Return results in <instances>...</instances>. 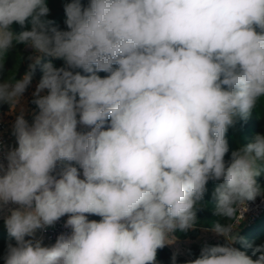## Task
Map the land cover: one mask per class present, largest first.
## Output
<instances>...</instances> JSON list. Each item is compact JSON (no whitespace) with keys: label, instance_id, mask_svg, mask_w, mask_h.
Wrapping results in <instances>:
<instances>
[{"label":"clouds","instance_id":"1","mask_svg":"<svg viewBox=\"0 0 264 264\" xmlns=\"http://www.w3.org/2000/svg\"><path fill=\"white\" fill-rule=\"evenodd\" d=\"M63 9L61 27L47 0H0V105L19 106L15 146L0 141L3 264H157L177 232L197 227L209 182L216 219L202 230L223 243L184 264H264V243L238 230L264 195V133L231 152L227 137L264 104V0H64ZM18 45L30 54L7 69ZM37 67L29 121L21 100ZM65 216L70 231L45 244Z\"/></svg>","mask_w":264,"mask_h":264},{"label":"trees","instance_id":"2","mask_svg":"<svg viewBox=\"0 0 264 264\" xmlns=\"http://www.w3.org/2000/svg\"><path fill=\"white\" fill-rule=\"evenodd\" d=\"M48 6L51 10L49 19L53 20L56 24L64 27L63 21L65 19V13L63 9L64 0H47ZM26 26L30 27V24L26 22ZM18 24L15 25V27ZM18 30V29H17ZM19 46V45H18ZM51 59V58H45ZM54 64H61L60 60L53 59ZM9 110L7 104L0 105V115L3 116V113ZM238 133L236 134L233 129H229L227 137L229 140L230 152L231 150L237 147V144H246L249 142L256 133H264V104L259 105V109L254 110L250 118L245 121H239L237 123ZM230 152L228 156H230ZM228 156L225 159H228ZM258 184L264 188V173H262L257 178ZM208 187H210V192L205 196V200L208 201V208L204 211L198 213V225L195 229L188 231V236L190 238L196 231L199 230V226L210 227L211 223L216 219L211 212V208L214 206V201L211 199V191L214 187L212 182H209ZM178 233V232H177ZM176 233V234H177ZM253 234V235H252ZM239 235L243 236L245 240L252 244H261L264 243V212L255 220L254 222L242 227L239 229ZM188 238V239H189ZM9 239L5 227H0V254L3 253L6 245V241ZM260 239L261 241H256ZM209 245H215L217 243H223L220 240L212 239L206 242ZM241 250L247 252L251 255V249L245 248L242 244L235 245ZM194 247V246H193ZM171 248L166 245L164 248L159 249L157 252V264H171ZM254 258V257H253ZM179 259H177L178 261ZM0 264H3V261L0 260Z\"/></svg>","mask_w":264,"mask_h":264},{"label":"rangeland","instance_id":"3","mask_svg":"<svg viewBox=\"0 0 264 264\" xmlns=\"http://www.w3.org/2000/svg\"><path fill=\"white\" fill-rule=\"evenodd\" d=\"M16 24L13 25V31L15 32H19L21 31V27L18 25L15 27ZM27 25V24H26ZM18 29V30H17ZM21 55L22 57H27L29 54H30V50H26L24 49V47L22 45H19L17 46L15 49L11 50L7 56V62H6V68L7 69H11L15 62H16V57L17 55ZM61 64L63 63L61 60H60ZM27 63L28 61L26 59L23 60V62L20 64V67L18 69V73H17V78H19L20 76L23 75V73L25 72L26 68H27ZM61 64H56L57 66H60ZM8 73L7 71L4 73V75L6 76ZM101 75H105L104 73H101ZM40 76H41V71L39 69V67H37V70H36V73H35V76L33 78V82H32V86L27 90V92L25 93L24 95V99L21 100V104L28 110L26 112V118L28 119L29 118V121H30V118H31V115H30V112L32 109L35 108V105L31 104L30 101L32 99V92L34 91L35 89V85L36 83L39 81L40 79ZM19 113V106H17V109L14 113H12L14 116H16L17 114ZM4 115H7V118L10 117V114L7 112H4L3 113V116ZM6 118V116H5ZM234 132L237 134L238 133V128L237 126L235 127V129H233ZM209 190H210V187H208ZM210 192V191H209ZM262 196V195H260ZM258 218V217H257ZM257 218H255L252 222H254L255 220H257ZM90 219H99V217H90ZM250 222V223H252ZM248 223V224H250ZM247 223H243L241 225V228L248 225ZM4 224H0V227H4L3 226ZM180 240H183V239H188L189 236H188V232L187 233H181V232H178L176 234ZM253 235V234H252ZM190 239H194V241L191 243V245L193 243L197 244L199 241H201L200 243H203L204 240H207L206 238H204L202 236V232L200 230L196 231L193 235L190 236ZM189 240V239H188ZM256 241H261L260 239H256ZM53 244V243H51ZM182 244V243H181ZM190 245V246H191ZM199 245V243L197 244ZM172 252L175 250V249H181V246L182 245H179V242H176L175 244H172V245H168ZM190 246H187L186 249H185V252L183 254H180L179 256H183V257H178L177 259H179L177 261V264H184V261L186 260H189V259H195L196 257L199 256V253H200V249L201 248H191ZM189 250L191 252V255H189ZM255 259V257H254Z\"/></svg>","mask_w":264,"mask_h":264},{"label":"built area","instance_id":"4","mask_svg":"<svg viewBox=\"0 0 264 264\" xmlns=\"http://www.w3.org/2000/svg\"><path fill=\"white\" fill-rule=\"evenodd\" d=\"M6 129H7V119H5L4 116L0 115V141H2L4 144L7 145ZM248 208L249 210L245 213V219L240 223L238 230L241 228V225L243 223L248 224L252 222L255 218H257L260 214L264 212V195L257 196L254 202H248ZM66 219H67L66 216L61 218V220L58 221L55 224V226L47 229V231L44 233V236H45L44 243L45 244L51 245V243H54L57 235L60 232L70 231L68 229L63 228V224ZM198 228L202 232L203 237L207 236L206 233H208V235L211 236L209 240L216 239V240H220L221 242H223L222 237H217L211 232H205L202 230V228H208V227L199 226Z\"/></svg>","mask_w":264,"mask_h":264},{"label":"crops","instance_id":"5","mask_svg":"<svg viewBox=\"0 0 264 264\" xmlns=\"http://www.w3.org/2000/svg\"><path fill=\"white\" fill-rule=\"evenodd\" d=\"M7 112V111H6ZM8 113H9V110H8ZM6 116V118L5 119H7V129H6V134H7V145H9V146H15V138H14V136H12V134H11V131H12V126H13V123H14V120H15V117L16 116H14L13 114H10V117L9 118H7V115H4V117ZM29 119V118H28ZM30 121H31V118H30ZM0 224H3V219L2 218H0ZM4 226V225H3ZM206 235L207 236H205V237H207L206 239L207 240H204L203 241V243H200L201 241H199L198 243H199V245H197V244H195V243H193L192 245H191V243L194 241V239H190L189 238V240L188 239H183V240H180V239H178V241L177 242H179V245H182L181 246V249H179L180 250V253L181 254H183V255H185L184 254V252H185V249H186V247L187 246H190L191 248H201L206 242H208L209 241V239H210V237L211 236H209L208 235V233H206ZM204 237V238H205ZM182 243V244H181ZM194 246V247H193ZM178 257H183V256H178Z\"/></svg>","mask_w":264,"mask_h":264}]
</instances>
